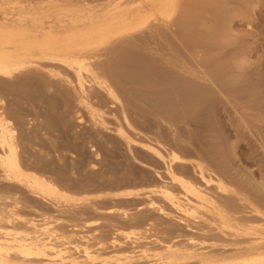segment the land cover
I'll use <instances>...</instances> for the list:
<instances>
[{"label":"rangeland","instance_id":"374dc122","mask_svg":"<svg viewBox=\"0 0 264 264\" xmlns=\"http://www.w3.org/2000/svg\"><path fill=\"white\" fill-rule=\"evenodd\" d=\"M56 1L79 4L93 0ZM190 5L194 14L187 23L175 19L169 26L124 38L98 54V66L123 70L129 57L145 59L149 65L150 83H130L123 109L111 104L103 93L94 92L106 113L105 128L91 125L74 93L58 80H52L51 91L41 95L34 87L38 73L0 90L7 107L21 112L22 118L16 122L21 121L31 136L32 147L24 157L55 172L52 178L76 195L87 188L84 195L89 200L68 213L23 193V216L41 220L42 214L49 213L53 225L69 231L75 224L84 226L74 222V214L84 211L82 221L90 225L82 231L100 235L105 241L111 237L112 225L142 222L162 241L185 244L189 237L205 240L210 245L206 252L215 256L238 249L244 239L220 235L201 223L181 224L161 216L145 207L143 196L128 200L112 197L113 192L167 180L158 160L141 146L128 147L117 136L121 125L135 141H158L181 158L204 162L222 173L237 195H219L213 190L212 195L223 196L239 218L254 220L250 204L264 212V0H192ZM178 79L211 92L210 102L198 113L191 110L195 102L179 91ZM41 101L55 104L57 116H50L46 105L39 109ZM122 110L134 131L124 125ZM183 164L180 170L198 180L191 166ZM91 205L100 212L88 210ZM109 209L127 211L132 221L121 219L116 211L107 214Z\"/></svg>","mask_w":264,"mask_h":264},{"label":"bare ground","instance_id":"6f19581e","mask_svg":"<svg viewBox=\"0 0 264 264\" xmlns=\"http://www.w3.org/2000/svg\"><path fill=\"white\" fill-rule=\"evenodd\" d=\"M191 1L93 0L68 4L56 0H0V90L19 78L29 80L28 75L38 73L34 87L41 95L51 91L52 80H58L74 93L91 125L105 128L106 113L94 92L103 93L111 104L123 109V103L129 99L130 83H150L149 65L145 59L129 57L123 70L98 66V54L124 38L169 26L175 19L187 23L194 14ZM179 80V91L195 102L191 110L198 113L210 102L211 92L192 81ZM45 105L50 116H57L55 104L41 101L39 109ZM210 108L214 111L215 105ZM21 118L19 110L7 107L5 94L0 91V264H264L262 210L250 204L254 220L239 218L219 196L237 195L222 173L204 162L185 160L158 141H135L121 125L116 129L117 136L128 147L141 146L158 160L167 180L146 182L142 189L117 187L120 191L113 192L112 197L128 200L143 196L145 207L161 216L181 224L201 223L220 235L244 239L233 254H209L206 249L210 245L194 237H189L185 244L162 241L142 222L112 225L111 237L105 241L100 235L82 231L90 225L82 221L84 211L74 214V222L84 226L75 224L69 231L53 225L49 213L42 214L41 220L23 216V193L62 213L89 199L84 195L87 188L78 190L80 195H76L52 178L55 172H48L24 157L32 140L23 123L16 122ZM78 120L81 122V118ZM122 120L134 131L123 110ZM183 163L191 166L198 180L180 170ZM212 190L219 195L214 197ZM60 206L65 209L60 210ZM88 210L100 212L95 205ZM115 211L121 219L132 221L125 210L109 209L107 214ZM241 245L243 248H239Z\"/></svg>","mask_w":264,"mask_h":264}]
</instances>
